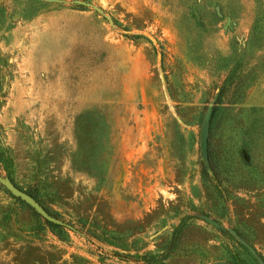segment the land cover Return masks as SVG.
<instances>
[{
	"label": "rangeland",
	"instance_id": "374dc122",
	"mask_svg": "<svg viewBox=\"0 0 264 264\" xmlns=\"http://www.w3.org/2000/svg\"><path fill=\"white\" fill-rule=\"evenodd\" d=\"M0 175V264H264V0H0Z\"/></svg>",
	"mask_w": 264,
	"mask_h": 264
},
{
	"label": "trees",
	"instance_id": "16d2710c",
	"mask_svg": "<svg viewBox=\"0 0 264 264\" xmlns=\"http://www.w3.org/2000/svg\"><path fill=\"white\" fill-rule=\"evenodd\" d=\"M216 108H217L216 106H214L212 108V116H213V112L216 110ZM205 161H206V163L203 164V166H202V171H203L204 175H206L207 177L211 176L213 180H215L218 184H221L222 180H223L221 164H220L219 160L216 158V156L212 153L210 148H207V155H206ZM41 206L47 211V209L42 204H41ZM47 212L49 213V211H47ZM49 214H51V213H49ZM52 216H54V215H52ZM54 217H56V216H54ZM148 217L149 216H146V220H148ZM44 224L47 226L53 227V228L63 229V227H61L59 225H55V224L50 223V222H47L45 220H44ZM192 227H194V225H191L190 228L186 227V230L181 231V235L188 233L190 230H192L191 229ZM83 228L86 229V234L90 235V238L95 239L96 241H102V242L105 241L104 238H107V236H109V234H111V233H113L116 236H120L123 234L130 233V235L134 236V235H139V234L143 233V231L145 230L143 221H140L137 223H131L127 227L125 225H121V226L115 225L113 227V230H110V229L106 228L105 226L98 227L95 223H91V222H90V229L86 228L85 225H83ZM196 228L197 227L195 226L194 229H196ZM175 232H177V228L174 229V233L172 234V236L169 239H167V237L163 236L161 238L162 245L161 246L157 245L155 247L156 249L154 251H146V252H143L142 254H139L137 252L138 254L136 256H129V258H131L135 262H138L141 264H179L175 261L172 262L171 260H168V261L166 260L167 254L169 253V251L171 250V248L174 245V240H173L174 236L173 235L175 234ZM49 249L51 251L56 252V254L57 253L60 254L59 253L60 251L56 250L54 247H50ZM159 253H161V254H159ZM70 259L71 260L69 263L63 262L62 264H89V262H87L86 260H84L82 258H78V257L73 256V255L70 256ZM43 260H45V262L47 264H54V263L60 261V258L59 259L54 258L53 255L49 252V250H45L44 251V257L40 261H43Z\"/></svg>",
	"mask_w": 264,
	"mask_h": 264
},
{
	"label": "water",
	"instance_id": "95a60500",
	"mask_svg": "<svg viewBox=\"0 0 264 264\" xmlns=\"http://www.w3.org/2000/svg\"><path fill=\"white\" fill-rule=\"evenodd\" d=\"M207 134H208V129L206 128L203 131L202 140H201V150H202V154L205 157L207 155ZM0 184H2L4 188L7 191H9L14 197L22 200L28 206H30L43 220L53 223L55 225L69 227L62 220L49 214L32 196L18 189L10 180L3 178L1 175H0ZM204 220L209 224H211L212 226L219 227V224L214 220H211L207 217H205ZM232 234L234 237L238 238L235 232H232Z\"/></svg>",
	"mask_w": 264,
	"mask_h": 264
}]
</instances>
